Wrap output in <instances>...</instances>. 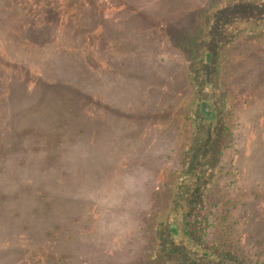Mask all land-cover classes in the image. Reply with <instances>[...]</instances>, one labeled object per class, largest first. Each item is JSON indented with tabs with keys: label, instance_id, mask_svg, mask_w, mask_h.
Returning <instances> with one entry per match:
<instances>
[{
	"label": "rangeland",
	"instance_id": "374dc122",
	"mask_svg": "<svg viewBox=\"0 0 264 264\" xmlns=\"http://www.w3.org/2000/svg\"><path fill=\"white\" fill-rule=\"evenodd\" d=\"M196 187L264 237V0H0V264H241Z\"/></svg>",
	"mask_w": 264,
	"mask_h": 264
},
{
	"label": "trees",
	"instance_id": "16d2710c",
	"mask_svg": "<svg viewBox=\"0 0 264 264\" xmlns=\"http://www.w3.org/2000/svg\"><path fill=\"white\" fill-rule=\"evenodd\" d=\"M217 119V121H214V126L216 127L215 132L218 131V136H221L228 127L224 125V119L220 117L219 114ZM220 149L221 146L218 148L219 153ZM221 170L222 168H220V171ZM199 179H201V177H199ZM41 197L46 198V193L41 194ZM223 197H225L224 194L221 193L218 196L212 191L211 187H208L206 190L196 187L190 202L188 219L184 226L185 234L182 236H185V239L187 237V239L194 242L205 252L212 251L218 256L233 255L241 264H264V237L260 239L261 233H259V231L257 233H252L243 241L241 239L238 240L239 238L235 240V226L240 224V220L230 217L231 214L229 211L231 208L229 210L227 209L223 216H218ZM226 203L227 200H224L222 206L225 207ZM207 204L209 212L203 214V208L205 209ZM0 209L5 211L3 208ZM210 217H213L214 220L210 221ZM215 219H217L216 222H219V225L215 229H212L211 227L214 226ZM220 228H222L223 231L217 230ZM244 228H246V226ZM185 260L188 261V258L178 254L177 264H184ZM9 263L12 264V262Z\"/></svg>",
	"mask_w": 264,
	"mask_h": 264
}]
</instances>
